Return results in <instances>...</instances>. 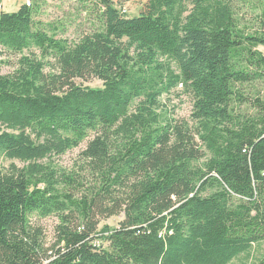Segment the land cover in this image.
I'll list each match as a JSON object with an SVG mask.
<instances>
[{
  "label": "trees",
  "instance_id": "trees-1",
  "mask_svg": "<svg viewBox=\"0 0 264 264\" xmlns=\"http://www.w3.org/2000/svg\"><path fill=\"white\" fill-rule=\"evenodd\" d=\"M77 1L92 24L76 40L47 30L37 4L0 13L13 68L0 74V264L249 257L264 243V2L250 35L223 0H148L134 18L128 0ZM93 79L103 87L79 83ZM179 87L190 120L162 104ZM85 143L72 168L57 162Z\"/></svg>",
  "mask_w": 264,
  "mask_h": 264
},
{
  "label": "rangeland",
  "instance_id": "rangeland-1",
  "mask_svg": "<svg viewBox=\"0 0 264 264\" xmlns=\"http://www.w3.org/2000/svg\"><path fill=\"white\" fill-rule=\"evenodd\" d=\"M27 1L31 4H37L40 7V13L37 20L43 22L47 30L52 28H59L60 36L68 38L69 40H76L81 34L88 32L91 29V19L86 12L83 11L82 6L77 0H0V13L5 11L9 13L15 12ZM148 0H128L118 3L124 13L130 18L141 15L146 7ZM224 4H228L232 8L234 18L245 33L255 35L262 30L263 18V0H223ZM194 10V5L191 3H184L181 7L183 18H186ZM259 51L264 53V47H259ZM4 60V59H0ZM6 62V60H4ZM15 62V60H13ZM13 71V68L8 65H0V74L6 75ZM83 83L84 86L92 89H100L103 83L99 80L93 79L89 82ZM255 87L261 89L260 84H254L245 88L248 95L256 94ZM255 89V91H254ZM162 104L168 107V110L174 111L175 118L178 120H190L192 113V101L188 94L184 93L181 87L174 91L171 95H165L162 99ZM238 112L242 114H253V109L249 105L239 107ZM86 143L79 149H74L62 156L59 161L60 165L72 168L79 159L80 152L85 149ZM123 220L122 217H114L101 223L99 230L105 227L115 229ZM58 220L55 217L42 220L41 226L45 229L47 240L49 243L54 241L55 228ZM264 255V243L253 248L250 256H242L234 262V264H254L258 258Z\"/></svg>",
  "mask_w": 264,
  "mask_h": 264
},
{
  "label": "built area",
  "instance_id": "built-area-1",
  "mask_svg": "<svg viewBox=\"0 0 264 264\" xmlns=\"http://www.w3.org/2000/svg\"><path fill=\"white\" fill-rule=\"evenodd\" d=\"M26 5L30 7V6L32 5V4H31V1H27V2H26Z\"/></svg>",
  "mask_w": 264,
  "mask_h": 264
},
{
  "label": "crops",
  "instance_id": "crops-1",
  "mask_svg": "<svg viewBox=\"0 0 264 264\" xmlns=\"http://www.w3.org/2000/svg\"><path fill=\"white\" fill-rule=\"evenodd\" d=\"M18 9H19V8H18ZM18 9H17V10H18ZM17 10H16V11H17Z\"/></svg>",
  "mask_w": 264,
  "mask_h": 264
}]
</instances>
